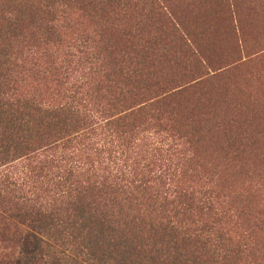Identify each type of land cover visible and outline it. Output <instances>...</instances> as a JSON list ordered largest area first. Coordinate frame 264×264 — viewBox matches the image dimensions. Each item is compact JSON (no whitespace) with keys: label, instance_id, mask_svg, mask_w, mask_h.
<instances>
[{"label":"trees","instance_id":"obj_1","mask_svg":"<svg viewBox=\"0 0 264 264\" xmlns=\"http://www.w3.org/2000/svg\"><path fill=\"white\" fill-rule=\"evenodd\" d=\"M159 2L0 0V264L264 262L258 163L188 117L215 98L167 81L164 38L206 66Z\"/></svg>","mask_w":264,"mask_h":264},{"label":"rangeland","instance_id":"obj_2","mask_svg":"<svg viewBox=\"0 0 264 264\" xmlns=\"http://www.w3.org/2000/svg\"><path fill=\"white\" fill-rule=\"evenodd\" d=\"M160 5L180 29V34L185 42L192 46V51L197 53L198 59L206 66V71L189 74L196 69V62L186 58L189 53L181 48L180 43H171V39L162 40V45L175 51L176 59L180 65V73L167 70L169 79L179 78L180 86L192 83L193 80L207 81L205 93L210 89L216 104L205 98L204 103L190 112L188 117L196 122L203 131L210 132L206 135L207 145L213 141L224 143L229 129L230 133L240 135L237 143L245 149L243 158L253 159L258 168L256 173L261 180L259 183V210H264V0H160ZM136 12L140 7L135 8ZM136 21L138 14L134 13ZM158 17V16H157ZM130 18L125 12L123 20ZM125 27H116L122 31ZM116 52L124 50L123 40H118ZM129 45V44H128ZM183 49V50H182ZM182 53H179L180 51ZM40 54H46L41 51ZM50 55V53H49ZM159 68L166 64L161 59L157 61ZM173 62L170 65L173 67ZM169 68V64H168ZM220 75L213 80L209 75ZM173 73V75H172ZM172 75V76H171ZM214 106L213 109L210 108ZM192 107V106H191ZM221 138H217V135ZM244 146V147H243ZM213 148V147H212ZM210 152V151H208ZM214 156L224 160V155L215 149ZM231 155H225L229 160ZM264 216V212H262ZM249 263V262H248ZM252 264H264L261 259Z\"/></svg>","mask_w":264,"mask_h":264}]
</instances>
